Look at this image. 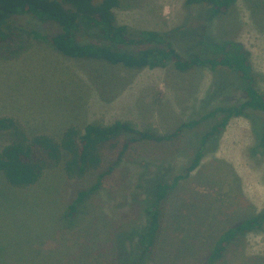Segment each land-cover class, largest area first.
<instances>
[{
    "label": "rangeland",
    "instance_id": "1",
    "mask_svg": "<svg viewBox=\"0 0 264 264\" xmlns=\"http://www.w3.org/2000/svg\"><path fill=\"white\" fill-rule=\"evenodd\" d=\"M183 1L121 0L115 14L120 24L160 31H170L185 16L189 44L194 42V29L216 40L240 41L250 51L256 86L264 93V0H237L208 29L206 14L199 11L196 18L188 17ZM14 22L41 37H28L29 48L17 58L0 57V116L18 118L28 133L60 138L70 126L81 130L89 122L126 120L140 129L175 134L185 121L245 100L243 91H231L230 86L222 96L209 98L216 73L209 68L127 69L71 58L44 37L60 30L57 23L29 16ZM78 38L111 44L88 27L81 28ZM218 73L217 82L234 77L223 70ZM222 118L220 113L162 142L131 144L69 219L64 214L76 192L95 185L100 169L70 177L60 165L45 173L40 187L27 189L8 187L0 172V184L9 190L5 193L0 185V264H118L117 231L146 224L145 196L132 197L140 182L138 172L144 167L163 170L172 183L186 174L203 135ZM254 140L251 120L237 116L210 142L200 164L178 181L162 204L161 230L147 264H207L220 232L264 208V154L251 155ZM112 158L108 154L104 169ZM216 264H264V231L234 240Z\"/></svg>",
    "mask_w": 264,
    "mask_h": 264
},
{
    "label": "trees",
    "instance_id": "2",
    "mask_svg": "<svg viewBox=\"0 0 264 264\" xmlns=\"http://www.w3.org/2000/svg\"><path fill=\"white\" fill-rule=\"evenodd\" d=\"M236 2L184 0L182 7L190 18H196L198 12L203 11L206 14L205 29H208L215 18L226 13ZM120 5L121 0H0V57L17 58L29 48L28 37H41L37 31H28L14 22L16 18L29 16L59 25L57 33L44 37L56 51L67 57L98 60L127 69H155L173 65L177 70L186 72L195 67H206L216 72L209 98L212 94L221 95L222 90L230 86L231 91H243L245 100L234 105L216 106L199 118L185 121L175 134L140 129L130 121L116 120L106 125L89 122L81 130L70 126L58 138L50 133H28L18 118L2 115L0 172L9 183L6 184L8 187L27 189L40 187L39 181H44L45 173L60 165L70 177H82L90 170L100 169L95 185L76 192L64 214L69 219L76 215L87 196L101 186L104 177L120 162L131 144L139 140L162 142L183 128L195 127L206 119L223 114V118L203 135L186 174L175 177L171 183L165 178L167 172L163 170L150 172L144 167L138 172L140 182L136 184L137 189L132 197L138 199L145 196L142 201L146 224L142 227L122 226L115 235L114 253L118 264H147L161 230L162 204L178 181L186 178L200 164L210 142L214 143L220 137L232 117L245 116L251 120L255 140L250 153L253 156L264 154V93L256 86L250 51L240 41L216 40L204 30L197 34L194 29V42L189 44L185 36L188 32L185 30V16V20L170 31L135 29L128 24L118 23L115 9ZM82 27H88L111 44L79 40L78 32ZM182 44L185 46L180 48ZM219 70L233 74V79L217 82ZM208 104L210 99L205 106L208 107ZM108 154L113 158L104 169ZM150 184L151 190L148 188ZM0 185L5 193L9 192L7 186ZM255 231H264V208L220 232L208 255L207 264H216L224 257L230 243Z\"/></svg>",
    "mask_w": 264,
    "mask_h": 264
},
{
    "label": "bare ground",
    "instance_id": "3",
    "mask_svg": "<svg viewBox=\"0 0 264 264\" xmlns=\"http://www.w3.org/2000/svg\"><path fill=\"white\" fill-rule=\"evenodd\" d=\"M254 188V187H253Z\"/></svg>",
    "mask_w": 264,
    "mask_h": 264
}]
</instances>
